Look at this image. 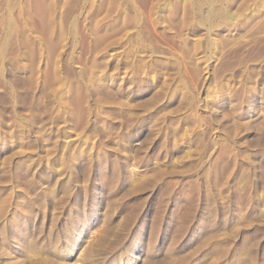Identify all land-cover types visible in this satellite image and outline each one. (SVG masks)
Masks as SVG:
<instances>
[{
	"label": "rangeland",
	"instance_id": "obj_1",
	"mask_svg": "<svg viewBox=\"0 0 264 264\" xmlns=\"http://www.w3.org/2000/svg\"><path fill=\"white\" fill-rule=\"evenodd\" d=\"M0 264H264V0H0Z\"/></svg>",
	"mask_w": 264,
	"mask_h": 264
},
{
	"label": "bare ground",
	"instance_id": "obj_2",
	"mask_svg": "<svg viewBox=\"0 0 264 264\" xmlns=\"http://www.w3.org/2000/svg\"><path fill=\"white\" fill-rule=\"evenodd\" d=\"M256 117H257V116H256ZM252 119H253V118H252ZM259 119H260V118H259ZM261 119H262V118H261ZM261 119H260V120H261ZM250 121H251V120H250ZM250 123H252V122H250ZM256 123H257V122H256Z\"/></svg>",
	"mask_w": 264,
	"mask_h": 264
}]
</instances>
